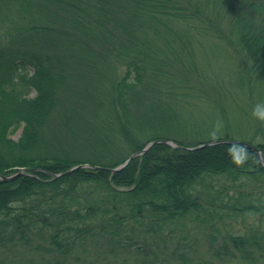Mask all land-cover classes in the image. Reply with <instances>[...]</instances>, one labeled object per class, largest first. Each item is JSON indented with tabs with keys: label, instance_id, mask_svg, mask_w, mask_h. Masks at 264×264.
Returning a JSON list of instances; mask_svg holds the SVG:
<instances>
[{
	"label": "trees",
	"instance_id": "obj_1",
	"mask_svg": "<svg viewBox=\"0 0 264 264\" xmlns=\"http://www.w3.org/2000/svg\"><path fill=\"white\" fill-rule=\"evenodd\" d=\"M156 139L264 157V0H0V264H264L257 152Z\"/></svg>",
	"mask_w": 264,
	"mask_h": 264
},
{
	"label": "rangeland",
	"instance_id": "obj_2",
	"mask_svg": "<svg viewBox=\"0 0 264 264\" xmlns=\"http://www.w3.org/2000/svg\"><path fill=\"white\" fill-rule=\"evenodd\" d=\"M206 50L207 54H204V50L201 51L200 55V68L204 73V77L208 79L209 86L206 89L207 94L209 95V98H213L214 96L219 99V97L216 95L214 89L215 88H222L224 91H230L232 88L230 87V80L234 76V71L236 69V64H234V58H232L226 49H224L221 46L214 45L211 41H208L206 43ZM31 96L35 95V91L32 90L30 92ZM242 110V109H241ZM205 112H208V109H204ZM234 113V107H233ZM239 109L237 110V113H239ZM23 126H20L17 130H15L11 137L13 139H18L22 133ZM241 131H244L243 129ZM212 137L211 133L203 132L202 138ZM208 139V138H207ZM206 140V139H202ZM260 140V138H257L256 141ZM197 249L201 250L202 253L205 251V244L197 247ZM126 256L123 257H110V264H120L122 262H128L129 257L124 260ZM127 264H131V261Z\"/></svg>",
	"mask_w": 264,
	"mask_h": 264
},
{
	"label": "water",
	"instance_id": "obj_3",
	"mask_svg": "<svg viewBox=\"0 0 264 264\" xmlns=\"http://www.w3.org/2000/svg\"><path fill=\"white\" fill-rule=\"evenodd\" d=\"M232 141H235V142H238L240 144H243V145H246L252 149H254L257 154L259 155L260 157V160L262 162V164L264 165V157L262 155V152L260 150V148L254 144H251V143H248V142H244V141H236V140H229V139H220V140H217V141H210V142H203V143H200L196 146H182L180 144H178L176 141L172 140V139H156L154 141H151L149 142L144 148H142L141 150L137 151V152H134L133 154H131L122 164L116 166V167H102L103 169L107 170V171H110V172H115V171H118V170H121L123 169L124 167H126L133 158L137 157V156H140V155H143L145 154L154 144H157V143H166V144H169L173 147H180V148H183V149H186V150H195V149H199V148H202V147H206V146H210V145H213V144H216V143H220V142H232ZM81 167H87V168H100L101 166H98V165H92V164H89V163H82V164H78V165H75L73 166L72 168H70L67 173L77 169V168H81ZM22 173V170L19 171L17 173L20 174ZM60 174H57L55 175V177L59 176ZM14 175L12 176H4V175H0V178L2 179H8V178H12Z\"/></svg>",
	"mask_w": 264,
	"mask_h": 264
}]
</instances>
